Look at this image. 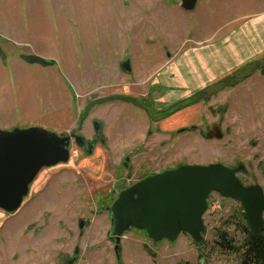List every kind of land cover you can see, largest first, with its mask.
<instances>
[{
    "label": "rangeland",
    "instance_id": "374dc122",
    "mask_svg": "<svg viewBox=\"0 0 264 264\" xmlns=\"http://www.w3.org/2000/svg\"><path fill=\"white\" fill-rule=\"evenodd\" d=\"M209 44L199 64L186 53ZM125 50L132 81L143 82L136 101L118 65ZM256 61L264 68V0H197L192 10L180 0H0V128L89 140L96 120L102 138L90 153L71 138L68 161L43 167L16 210L0 208V264H241L247 224L236 199L209 194L200 243L131 226L118 254L110 204L142 175L181 163L243 164L241 182L264 190V74L217 83ZM199 65L213 76L208 88L179 107L202 88ZM213 124L220 138L205 136Z\"/></svg>",
    "mask_w": 264,
    "mask_h": 264
},
{
    "label": "water",
    "instance_id": "95a60500",
    "mask_svg": "<svg viewBox=\"0 0 264 264\" xmlns=\"http://www.w3.org/2000/svg\"><path fill=\"white\" fill-rule=\"evenodd\" d=\"M197 0H180L185 10H192ZM121 68L129 72V60ZM94 128L100 122L94 121ZM72 134H58L34 125L26 128L0 129V208L16 210L27 195L29 185L43 167L66 162L70 157ZM208 136L220 138L214 125ZM82 136L75 135L79 143ZM90 149L86 151L90 153ZM92 150V149H91ZM243 165L227 166L221 162L180 164L150 173L122 188L110 204L115 252L118 254L122 233L133 226L143 229L153 240H175L187 232L202 242L206 227L203 214L208 196L217 191L240 202L247 230L254 237L264 235V190L259 184L244 185L237 176ZM86 221L80 219L79 228Z\"/></svg>",
    "mask_w": 264,
    "mask_h": 264
},
{
    "label": "trees",
    "instance_id": "16d2710c",
    "mask_svg": "<svg viewBox=\"0 0 264 264\" xmlns=\"http://www.w3.org/2000/svg\"><path fill=\"white\" fill-rule=\"evenodd\" d=\"M29 62L34 61H42L40 58L37 57H25ZM257 62H251L252 66L241 73H232V75H229L223 79H220L217 83L221 84V87H231L239 83V81L245 79L250 75V73L257 69V66L255 65ZM240 71V70H239ZM237 71V72H239ZM260 71L262 74H264V68H260ZM241 72V71H240ZM194 99H189L187 102L183 103L182 101L178 103L177 105L181 107L183 104L188 105L189 103H192ZM103 101V100H102ZM172 110H164L163 115H167L168 113H171ZM244 230L246 232L245 235V242L243 244V254H242V262L241 264H264V235L262 237H254L250 235L247 231L246 226H244ZM222 239H226L223 237ZM230 246L231 242H227ZM227 244V246H228ZM231 248V247H230Z\"/></svg>",
    "mask_w": 264,
    "mask_h": 264
},
{
    "label": "crops",
    "instance_id": "0c3cea01",
    "mask_svg": "<svg viewBox=\"0 0 264 264\" xmlns=\"http://www.w3.org/2000/svg\"><path fill=\"white\" fill-rule=\"evenodd\" d=\"M223 39V38H222ZM221 39V40H222ZM214 43V42H213ZM252 45H254V44H252ZM211 48V44H209V45H203L202 47H199V48H197V49H195V51H194V53H191L190 51H187V49H186V53L189 55V58H194V61L196 60L197 61V63L199 64V57H200V55H203L204 56V53H209V50L208 49H210ZM208 51H207V50ZM125 52V58L124 59H126V58H128L127 60H129V63H130V66H131V71H129V72H126V71H124L122 68H121V66L119 65V68L121 69V71H122V74L123 75H125V77H124V79H127L126 80V83H127V89H128V93L130 94L129 96H133V97H135V96H137V94L135 93V94H133L132 95V91L134 90V87L133 86H137L138 87V90H139V88H140V85L143 83H139V80H136L135 82L134 81H132V79H136L137 78V76L135 75V70H134V62H133V57H132V55L129 53L128 54V52L125 50L124 51ZM211 53H214L213 51L211 52ZM202 56V57H203ZM123 59V60H124ZM122 60V61H123ZM193 60V59H192ZM206 63L207 64H210L211 63V61H206ZM176 67V66H175ZM175 67H174V69H175ZM209 67H210V65H209ZM202 67L199 65V67H197L196 68V74H197V76H196V78H197V80H198V82L194 85V87H196L197 85H199V87H201V85H202V87H205V82H204V79H206V78H209V79H212V77L213 76H211L210 75V73H208V71H206L204 68L203 69H201ZM173 69V70H174ZM178 71H179V69H178ZM177 71V72H178ZM194 71V70H193ZM192 71V72H193ZM194 71V72H195ZM173 74V73H172ZM133 75V77H131ZM131 78V79H130ZM188 78H190V76H188ZM187 78V79H188ZM195 78V77H194ZM129 79V80H128ZM128 81H129V83H128ZM134 82V83H133ZM129 85V86H128ZM188 93L190 92L191 93V90L190 91H187ZM126 93H127V90H126ZM127 93V94H128ZM189 93V94H190ZM0 129H3V130H10V129H6V128H0Z\"/></svg>",
    "mask_w": 264,
    "mask_h": 264
},
{
    "label": "flooded vegetation",
    "instance_id": "af4514ba",
    "mask_svg": "<svg viewBox=\"0 0 264 264\" xmlns=\"http://www.w3.org/2000/svg\"><path fill=\"white\" fill-rule=\"evenodd\" d=\"M127 59L128 58H126V59H124L123 61H121L120 62V66L122 65H124L126 62L125 61H127ZM257 63L255 64L256 66H257V69L256 70H260V67H259V64H258V61H256ZM255 71V70H254ZM252 74V73H251ZM229 75H232V74H228V75H226L225 77H227V76H229ZM225 77H223V78H225ZM222 78V79H223ZM247 78V77H246ZM245 78V79H246ZM245 79H243V80H241V81H239V83H241V82H243ZM219 81V80H218ZM217 82V81H216ZM239 83H237L236 85H238ZM208 86H210V85H208ZM235 86V85H234ZM234 86H231V87H234ZM207 87V86H206ZM206 87H202V88H200V90H198V91H196V92H194L195 94H192V95H190L191 97H189V99L191 100V99H194V100H196V98H198L199 97V95L200 94H203V93H205V91H206ZM208 88V87H207ZM225 88V87H224ZM126 99H129V100H131V101H136V100H139V99H137V98H135V97H133V96H127V98ZM188 99V100H189ZM182 100H180V101H178L177 103H180ZM193 103V102H192ZM189 104H191V103H189ZM174 112V111H173ZM172 113V112H171ZM163 116V115H162ZM95 122H93V124H94ZM214 125H217V126H219L218 124H213L212 126H211V130L213 129V126ZM95 127V126H94ZM192 127H194L193 125H190V127L189 128H192ZM210 129H208V130H206V132H205V136L207 137V138H210L209 136H208V132L209 131H211ZM180 130H183V131H185L186 130V127L184 126V127H182V128H178L176 131H180ZM75 137V134H72L71 135V138H74ZM99 140H102V138L100 137V135H99V128H94V135L92 136V138L91 139H83L82 138V140H80V142L79 143H77L75 140V142L78 144V146H80L82 149H83V151L85 152V153H87L86 151L88 150V148H93L94 146H95V144H96V142H98ZM90 149V152L92 151ZM129 158L128 157H126L125 158V160L127 161ZM181 164H184V163H181ZM180 165V164H179ZM238 165H241V164H238ZM237 165V166H238ZM243 165V164H242ZM124 166H126V162H124ZM178 166V165H177ZM156 172H158V171H156ZM239 172H246V168L244 167V165H243V168L241 169V170H239L237 173H239ZM152 173H155V172H152ZM145 176V175H144ZM143 177V175L141 176V177H139L138 179H140V178H142ZM137 179V180H138ZM137 180H134L132 183H129L127 186H129V185H131V184H133L135 181H137ZM126 186V187H127ZM209 197V196H208ZM80 221V220H79ZM79 221H78V223H79ZM88 222V221H87ZM86 222V224L88 225V223ZM85 224V225H86ZM84 225V226H85Z\"/></svg>",
    "mask_w": 264,
    "mask_h": 264
}]
</instances>
